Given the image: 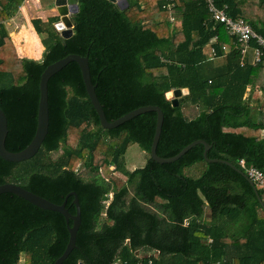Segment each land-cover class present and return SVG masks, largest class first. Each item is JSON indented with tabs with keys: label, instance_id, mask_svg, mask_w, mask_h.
Returning <instances> with one entry per match:
<instances>
[{
	"label": "trees",
	"instance_id": "obj_1",
	"mask_svg": "<svg viewBox=\"0 0 264 264\" xmlns=\"http://www.w3.org/2000/svg\"><path fill=\"white\" fill-rule=\"evenodd\" d=\"M22 1L0 0V20L14 14ZM127 1L119 9L109 0H77L67 38L53 26L58 17L32 19L44 46L40 59L18 57L0 21L5 147L18 151L29 143L42 71L76 53L88 57L107 120L143 105L161 108L159 156H172L203 139L210 144L208 158L228 160L242 171L241 158L262 168L264 96L257 106L250 97L255 88L264 91V50L259 62L248 59L256 46L252 40L241 63L243 45L211 18L203 0H174L171 6L167 0ZM214 3L226 5L229 15L244 18L264 36V0ZM170 16L180 19L179 28ZM208 44L217 57L207 58ZM223 44L229 46L227 52ZM179 88L188 90L187 98L172 106L166 93ZM47 95L49 124L43 141L28 159L0 157V184H18L57 204L68 192L76 193L80 224L75 247L61 264H264V207L235 168L207 161L202 144L175 161H154L149 156L154 111L103 128L74 61L48 79ZM186 105L196 106L197 113L187 115ZM132 143L147 157L144 165L130 170L124 154ZM72 199L67 196L65 207L74 214ZM68 236L61 213L0 193V264H53ZM143 249L157 254L139 256Z\"/></svg>",
	"mask_w": 264,
	"mask_h": 264
},
{
	"label": "water",
	"instance_id": "obj_2",
	"mask_svg": "<svg viewBox=\"0 0 264 264\" xmlns=\"http://www.w3.org/2000/svg\"><path fill=\"white\" fill-rule=\"evenodd\" d=\"M116 4L119 9H124L128 6L127 0H109ZM56 11L58 13L59 19L54 22L53 26L55 30L61 35L63 38H67L72 34L73 23L71 21V15L78 11V2L77 0H55L54 2ZM67 30L70 32L68 36H64L62 32ZM74 61L78 64L81 72V76L83 79V83L86 89V93L88 98L95 109L100 125L103 128H114L123 122L129 120L130 118L144 113L146 111H154L156 112V121L153 137L150 144L149 156L158 163H168L175 161L180 156H182L187 150H189L192 146L196 144H202L204 146L203 156L207 161H220L224 162L227 165L235 168L238 172H240L251 184L253 190L260 202V204L264 207V198L258 193L257 188L250 180V178L242 171L240 168L236 167L234 164L229 162L228 160L219 159V158H208L207 151L210 148V144L203 139H195L185 145L180 151L176 154L169 157H161L156 153V146L158 143V139L161 133V127L163 122V112L161 108L154 104L143 105L137 108H134L123 115L115 118L114 120H107L102 109V106L98 100V97L95 92V85L92 83L88 57L87 55H79L76 53H69L66 56L55 60L54 62L46 65L44 70L42 71L39 79V100L37 105V118H36V128L35 132L29 141V143L18 151H9L5 147V137L7 134V119L0 108V157L4 160L8 161H22L32 157L35 152L38 150L41 142L43 141L49 124V112H48V95H47V82L48 79L57 71H59L62 67H64L68 62ZM188 90L186 88L173 89L166 93V97L170 99L172 106H177L181 101H184L187 98ZM10 192L15 194L31 204L47 210H53L61 213L64 218L68 229V241L63 250L62 254L58 256L53 264H61L63 260L68 256L69 252L75 247V237L76 232L80 224V205L78 202V197L74 191L68 192L66 194L64 200L60 203H53L52 201L32 192L24 187L14 184L11 182H4L0 184V193ZM68 195L73 196V204L75 206V213L71 214L68 209L65 207L66 198ZM69 220H71V225H69ZM79 264H84L83 262H79Z\"/></svg>",
	"mask_w": 264,
	"mask_h": 264
},
{
	"label": "built area",
	"instance_id": "obj_3",
	"mask_svg": "<svg viewBox=\"0 0 264 264\" xmlns=\"http://www.w3.org/2000/svg\"><path fill=\"white\" fill-rule=\"evenodd\" d=\"M174 0H167V5H173ZM207 9L211 15V18L222 23L227 30L228 34L236 37L237 42H240L243 46L240 50L241 59L240 62H244V57L247 50L250 47V42L255 40L256 46L253 48V62H259L262 52L264 50V36L256 32L252 26L242 17H232L226 12V5L223 7H217L214 0H203ZM169 20L175 24V19L170 16ZM217 36L215 35L212 40L216 41ZM224 52L229 50L227 44L222 45ZM204 52L208 59H213L217 57L216 50L212 44L205 46ZM238 164L245 174L250 178L255 187H261V196L264 198V166L262 168L255 167L253 165L246 164L243 158L239 159ZM258 189V188H257Z\"/></svg>",
	"mask_w": 264,
	"mask_h": 264
},
{
	"label": "crops",
	"instance_id": "obj_4",
	"mask_svg": "<svg viewBox=\"0 0 264 264\" xmlns=\"http://www.w3.org/2000/svg\"><path fill=\"white\" fill-rule=\"evenodd\" d=\"M54 2L55 0H23L14 14L5 20H0L9 33L18 57L41 58L44 46L31 20L40 18L42 21H47L50 17H58ZM175 24L179 28L180 19L175 18ZM251 56L246 57L251 60L253 59Z\"/></svg>",
	"mask_w": 264,
	"mask_h": 264
},
{
	"label": "rangeland",
	"instance_id": "obj_5",
	"mask_svg": "<svg viewBox=\"0 0 264 264\" xmlns=\"http://www.w3.org/2000/svg\"><path fill=\"white\" fill-rule=\"evenodd\" d=\"M176 27V26H175ZM220 59V58H218ZM220 62V60L215 61V64ZM261 74V72H260ZM249 90L246 89V93L245 96H247ZM263 96H264V91H261L259 88H255L252 95H251V104L253 106H257L258 104H261L262 100H263ZM184 112L187 115H194L195 113H197V108L196 106H192V105H186L184 107ZM263 136H264V132H262ZM146 153L139 147V145L137 143H132L131 145H129V147L127 148L125 154H124V161H125V165L128 169H134L136 167H140L142 165H144L145 160H146ZM257 190L261 191V187H257ZM155 255L157 254L155 251L152 250H146L143 249L140 251V255L139 256H144V255Z\"/></svg>",
	"mask_w": 264,
	"mask_h": 264
},
{
	"label": "bare ground",
	"instance_id": "obj_6",
	"mask_svg": "<svg viewBox=\"0 0 264 264\" xmlns=\"http://www.w3.org/2000/svg\"><path fill=\"white\" fill-rule=\"evenodd\" d=\"M62 34H63L64 36H68V35L70 34V32L67 31V30H64V31L62 32Z\"/></svg>",
	"mask_w": 264,
	"mask_h": 264
}]
</instances>
